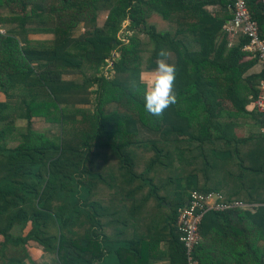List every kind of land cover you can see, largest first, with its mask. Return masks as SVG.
Returning <instances> with one entry per match:
<instances>
[{
    "label": "trees",
    "instance_id": "1",
    "mask_svg": "<svg viewBox=\"0 0 264 264\" xmlns=\"http://www.w3.org/2000/svg\"><path fill=\"white\" fill-rule=\"evenodd\" d=\"M232 3L0 0L4 250L33 242L57 264H189L177 220L196 192L251 208L207 211L192 261L264 264V119L255 106L264 72L248 75L260 63L243 51L249 39L228 47ZM248 5L264 39V0ZM99 11L107 12L102 27L72 36ZM127 20L137 32L121 40ZM162 48L176 65L177 103L153 116L142 81L110 80L102 68L115 51L118 74L153 70ZM34 118L59 125V137L33 130Z\"/></svg>",
    "mask_w": 264,
    "mask_h": 264
},
{
    "label": "built area",
    "instance_id": "2",
    "mask_svg": "<svg viewBox=\"0 0 264 264\" xmlns=\"http://www.w3.org/2000/svg\"><path fill=\"white\" fill-rule=\"evenodd\" d=\"M233 3L229 7L230 12L233 14L230 20L223 28L224 32L229 37L237 38L239 40L249 39L243 47V51L248 52L264 65V39L260 35L259 26L253 21L248 0H231ZM5 33L4 31H2ZM236 41L230 40L229 47H234ZM263 95H261L255 102L257 110L263 115L264 119V82L261 84ZM264 133V130H263ZM190 201L187 207L179 210V217L177 220V231L179 232V240L184 244L188 253V263L197 264L192 261L191 250L200 241L199 225L203 216L207 211H224L231 207H238L241 209L251 208L243 204H233L230 206L220 205L218 201L221 200L219 196L208 194L202 195L196 192L191 194Z\"/></svg>",
    "mask_w": 264,
    "mask_h": 264
},
{
    "label": "rangeland",
    "instance_id": "3",
    "mask_svg": "<svg viewBox=\"0 0 264 264\" xmlns=\"http://www.w3.org/2000/svg\"><path fill=\"white\" fill-rule=\"evenodd\" d=\"M3 14L9 16L10 15V11L7 8L3 9ZM21 14V13H18ZM107 17V12L105 11H99L97 13V18H96V24L95 25H91V26H78L76 29H74L72 31V36L73 37H78L81 34H85L84 32H87V34H92L93 33V27H102L104 25V22L106 20ZM128 25H129V21H125L120 29V32L118 33V37L121 40H125L127 37L132 36L134 33H136V29L133 30H129L128 29ZM14 28H17L15 25H11V26H5L2 27L4 32H13ZM87 30V31H86ZM20 32V31H19ZM18 30L16 32H14V34H17ZM13 34V33H12ZM139 36V38L142 40L143 45L145 46L147 39L141 35V34H137ZM42 37H46V36H42ZM145 49V48H144ZM119 55L113 51L112 53V59L107 60V66H104L102 68V73L110 80L112 79H117V80H121V81H129L131 83H135L138 82V79H141V76H146L150 71H145L142 70L141 72H136V73H122V74H118L117 71L114 69L115 66H117L116 63H118L119 60ZM67 79L69 78L68 76L66 77ZM79 78L76 76L70 77L68 80L73 81H79ZM81 81V80H80ZM96 87H94L95 89ZM91 100H93L94 95H91ZM8 99L4 98L3 96L1 97V101L2 102H6ZM69 107H74L73 104H70ZM85 108H90L92 107L90 104L89 106H84ZM111 111V109H110ZM109 110L106 109V113H108ZM17 128L19 129H25V127H27V121L24 118H20L17 119V121L15 122ZM34 124V129L35 131L45 134L46 136L52 138V139H56L57 137H59L60 135V127L57 125H52L50 123H47L46 121H44L43 119H38L36 118V120H34V123H32V127ZM4 125L0 124V130ZM146 136V135H144ZM84 204V200L81 201V205ZM89 209L88 207H85L84 210ZM3 244H4V239L1 237L0 238V264H6L8 263L9 260L13 259H18L20 260V264H57L55 263V257H52L51 255L45 253L43 251V249L38 246L37 244L33 243V242H28L25 246L18 247L16 249L12 248L11 246H8V248L6 250H4L3 248ZM23 249L27 250V253L29 255L30 261H28V259L23 256ZM95 262V261H94Z\"/></svg>",
    "mask_w": 264,
    "mask_h": 264
},
{
    "label": "clouds",
    "instance_id": "4",
    "mask_svg": "<svg viewBox=\"0 0 264 264\" xmlns=\"http://www.w3.org/2000/svg\"><path fill=\"white\" fill-rule=\"evenodd\" d=\"M155 63V69L141 76V81L145 86L146 111L153 116H161L167 108L177 103L174 90L176 65L170 62L169 52L163 48L157 53Z\"/></svg>",
    "mask_w": 264,
    "mask_h": 264
},
{
    "label": "crops",
    "instance_id": "5",
    "mask_svg": "<svg viewBox=\"0 0 264 264\" xmlns=\"http://www.w3.org/2000/svg\"><path fill=\"white\" fill-rule=\"evenodd\" d=\"M206 10L207 11H209V12H212V13H214V12H221V11H223L220 7H218V6H208V7H206ZM229 22V21H228ZM227 22V23H228ZM226 23V24H227ZM225 26V25H224ZM144 36V35H143ZM145 38H146V36H145ZM230 40H234V42L236 41V45L238 44L237 43V41H238V39L236 38H233V37H229V42H230ZM220 41V38L218 39V42ZM239 41H241V40H239ZM228 47H229V43H228ZM229 48H232V47H229ZM142 71V70H141ZM140 71V72H141ZM145 71H152V70H145ZM262 72H264V65L260 62V63H257L250 71H249V73H248V75H260ZM67 76H64V81H70V80H68L70 77H73V76H71V75H68V79L66 78ZM138 80H140L141 81V79H138ZM73 81H76V80H73ZM262 82H264V81H262ZM262 82H261V84H262ZM114 108V106H108V110H112ZM34 120H36V118H34L33 119V123H34ZM52 125H56V124H52ZM57 126H59V125H57ZM33 130H35L34 129V124H33ZM243 132V131H242ZM255 132H257V130L256 131H254V133ZM250 133V131L247 129V130H245V135H248ZM166 252L167 250H166V248L165 247H163V252ZM157 264H169V261H168V258H163L162 260H158L157 261Z\"/></svg>",
    "mask_w": 264,
    "mask_h": 264
}]
</instances>
